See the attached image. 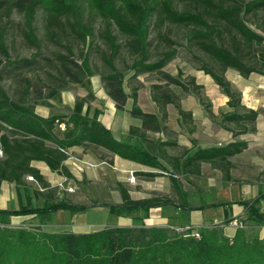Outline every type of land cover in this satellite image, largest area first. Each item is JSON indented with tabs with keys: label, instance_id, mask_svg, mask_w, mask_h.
I'll list each match as a JSON object with an SVG mask.
<instances>
[{
	"label": "trees",
	"instance_id": "trees-1",
	"mask_svg": "<svg viewBox=\"0 0 264 264\" xmlns=\"http://www.w3.org/2000/svg\"><path fill=\"white\" fill-rule=\"evenodd\" d=\"M175 1L186 3L194 9L178 10ZM264 11V0H0V16L17 12L22 17L23 39L38 53L40 40L34 25L37 14L44 17V37L64 53H56L57 81L86 88L91 77L96 75L88 49L93 47L96 38L106 45L101 59L108 69L100 75L107 96L114 102L117 110L122 111L130 100L129 115L139 120L144 132L166 131L167 119L165 106L172 104L181 122L187 125L190 134L195 131L190 113L182 110L179 98L172 93L152 94L161 116L145 113L138 105V87H132L130 94L124 89L123 74L115 67L114 61L124 48L132 56L129 70L136 77L146 73H161L166 84H173L192 94L203 106L209 119L214 115L200 95L201 86L193 78L184 85L181 71L173 77L162 69L176 57L171 48L162 52L155 61H150V29H161L166 23L189 29L186 42L191 49L202 52L211 63L218 66L215 70L208 63H200L199 71L209 76L227 97L230 109L221 115L219 125L231 133L233 141L225 145L209 148L196 147L184 150L180 156L168 155L166 149L173 142L149 141L140 133L138 143L116 141L109 130L98 121L99 111L92 117L83 112L88 100L76 99L70 115H56L43 119L34 114L30 103V83L23 89L18 100H12L0 87V182L3 180L20 185L24 176L32 177L39 189H49L39 172L30 166L32 161H40L52 172L65 178H72L63 166L72 147H100L121 159L146 167L165 171L169 167L173 176L197 174L202 164L219 170L226 181H230V159L246 149L244 141L235 140L238 136L254 132L257 112L248 110L242 104L241 94L225 78L227 69L235 70L247 79L252 73L264 77V36L254 31L246 21V16ZM103 24L102 30L95 35V23ZM113 27L117 34H114ZM228 33L231 45L223 43ZM119 37L123 42L119 41ZM159 38L168 41L159 34ZM7 30L0 26V57L7 65L31 68L35 61L34 53L30 59L10 60L7 46ZM172 44V43H171ZM79 48L76 55V48ZM254 47L261 52L252 62L247 57ZM80 59V63L72 58ZM260 65V67H258ZM153 91L160 86H153ZM60 91L51 89L48 97L59 98ZM32 104V106H31ZM64 125V130L59 129ZM134 129L131 128V131ZM155 174H145L154 177ZM122 204L105 205L113 214L143 211L170 200L152 198L132 201L125 188L118 184ZM46 193L45 204L39 208L29 200L26 206L17 211L0 210V264H264V237L248 238L245 229H236L232 238L224 235L223 225L201 229L198 238L191 232H171L167 227H106L86 234L48 233L40 227L12 226L11 218L34 215L44 222L50 214L59 211L84 212L86 206L69 204L64 200L54 201ZM34 196L43 195L36 190ZM248 207L245 202H239ZM92 207H95L92 206ZM248 216L258 224H264V216L250 206Z\"/></svg>",
	"mask_w": 264,
	"mask_h": 264
},
{
	"label": "rangeland",
	"instance_id": "rangeland-1",
	"mask_svg": "<svg viewBox=\"0 0 264 264\" xmlns=\"http://www.w3.org/2000/svg\"><path fill=\"white\" fill-rule=\"evenodd\" d=\"M250 1V0H245ZM175 7L178 10L194 9L193 6L175 1ZM246 21L249 26L257 33L264 36V11H259L255 14H249L246 16ZM37 36L40 40V49L38 53L35 49L31 48L23 39V27L22 17L13 12L9 16H0V26H3L7 30V46L9 49L10 60L30 59L35 53L37 56L31 68H21V66L7 65L6 61L0 57V87L3 91L12 99L18 100L22 96V92L27 83H30L29 95L25 97L30 103H34V100H39L42 103L39 105L49 104L48 100H91V96L85 93L83 87L68 84L67 87L62 89L60 86L62 82L55 80L57 77V67L55 63L56 53H64L61 47L47 41L44 37V17L39 12L34 22ZM95 35L102 30L103 24L100 21L95 23ZM187 28L174 26L166 23L161 29L151 27L150 29V61H155L159 58L160 54L165 50L171 48L176 50V57L170 61L163 69L162 72L167 73L173 77L177 76V72L181 71L182 77L180 81L188 86L189 79L193 78L195 84L201 86L200 95L204 99V103L209 106V109L214 115V119L211 120L205 113L202 105L199 104L197 99L190 93L183 91L180 87L173 84H166L162 79L161 73H146L140 74L136 77L133 76L128 68L132 64L133 58L127 51L122 48L119 56L115 59V67L123 74L124 77V89L127 94H130L132 87H138V105L143 112H153L160 115L157 105L152 100L153 92L172 93L179 98L180 106L182 110L191 114L195 131L190 134L187 130V125L180 121L177 110L172 104H167L165 110L167 112V119L164 123L166 131L159 132L163 135V138L170 140L175 145L168 147L167 151L172 156H180L184 150L191 149L192 144L196 147H210L220 146L233 141L231 133L222 129L219 125L221 115L230 111L227 107V97L223 94L222 90L213 82V80L205 75L202 71L198 70L200 63L194 59L197 57L200 62L208 63L213 66L215 70H218V66L215 63H211L209 59L200 51L191 49L190 45L186 42V35L188 33ZM114 34H117L116 28L113 27ZM159 34L168 39L169 42L163 40L162 37H158ZM223 43L229 47L231 45V39L228 33L223 36ZM119 41L122 38L119 37ZM264 46V42L262 43ZM106 51V45L104 42L96 38L93 47L89 50L90 63L96 72V80L99 81L100 86L102 82L100 75L108 71L101 59V52ZM79 48H76V55H78ZM261 52L260 47H254L253 51H250L248 59L252 62L262 64V61L255 60V56ZM73 61L80 63V59L76 57L72 58ZM260 67V65H258ZM225 78L233 85V88L241 94L242 104L248 110H254L257 112V117L260 116L262 123H264V77L252 73L247 79L242 78L235 70L227 69L224 72ZM160 86V90L153 91V86ZM51 89L60 91L59 98H49L48 94ZM56 103V101H53ZM130 102V100H129ZM61 103V102H60ZM57 104V103H56ZM32 106V104H31ZM33 107V106H32ZM60 111L70 115L71 109L61 106ZM63 115V114H62ZM257 122V121H256ZM251 135L255 136V133H247L238 136L235 140L247 141L251 138ZM93 149V148H92ZM98 153V152H97ZM75 159L74 157H71ZM232 163V183L224 179L223 174L209 166L208 164L202 165L199 174H189L187 176H173L168 177L173 179L176 189H173L171 181H167L165 185L159 183L157 180H145L146 184H142L143 179L131 174L134 178L130 181L131 175L127 179V183H124V187L131 191L133 194L147 196L157 195L161 198L170 197L173 201L178 202L177 196L179 194L186 195V200L194 204L201 195H212L214 190L221 191L219 198L228 199L229 194L240 195L246 188L244 180V154L241 153L230 159ZM70 168H73L69 166ZM108 174L104 177L103 183H95L94 181L86 180L85 177L76 182L74 178H67L55 184L54 189L60 194H72L81 196V201L89 206H101L103 204L113 205L119 200V192L117 190V179L115 174L110 168H107ZM172 174V172H171ZM163 176V175H162ZM122 179L120 178V181ZM35 189H39V185L31 181ZM61 184V186H60ZM144 186V187H143ZM72 187L73 193L65 191ZM80 193V194H79ZM57 192L51 194V199H55ZM79 194V195H78ZM88 196H91L89 199ZM244 197V196H243ZM50 201V200H47ZM196 203H204V199H198ZM99 221L110 222L112 219L105 213L97 214ZM246 220L237 221L232 223V227L236 228L241 225L244 228ZM12 226H27L23 224H17ZM171 232L176 228L184 227H168ZM192 229V227H191ZM248 238L260 237L259 232L256 234L253 232H247Z\"/></svg>",
	"mask_w": 264,
	"mask_h": 264
},
{
	"label": "crops",
	"instance_id": "crops-1",
	"mask_svg": "<svg viewBox=\"0 0 264 264\" xmlns=\"http://www.w3.org/2000/svg\"><path fill=\"white\" fill-rule=\"evenodd\" d=\"M96 76L89 80V85L84 89L85 93L91 96L84 104L83 112L92 117L95 111H99L98 121L111 133L112 137L121 143H138L140 140L138 136L144 133L149 141L171 142L163 138L159 132L142 131L140 129L141 123L139 120L133 119L129 115L130 102L126 107L120 111L115 107L114 102L107 96L103 85L100 86ZM88 90V91H87ZM53 101H56L53 102ZM49 104L39 105L33 104L32 110L35 115L47 119L56 115H68L60 111L61 106L73 109L75 100H48ZM61 102V103H60ZM154 114L153 112H146ZM254 132L255 136L251 135L249 140H245L246 149L242 152L244 154V180L246 188L242 191L241 196L237 194H229L228 199L219 198L221 191L214 190L212 195H201L198 199H204V203H190L186 200V195L179 194L177 200L173 201L170 197L161 198L157 195L141 196L133 194L124 187L127 183L129 174H135L143 179L142 184H146L145 180H157L159 183L165 185L167 181H171L173 189H176L173 177L169 167L161 161V164L166 167L165 171L146 167L131 161L121 159L120 157L109 153L108 151L95 146L87 147H72L68 150V158L74 157L79 163L72 167L68 159L63 162V166L71 174L74 180L79 181L83 176L86 180L94 181L95 183H103L104 177L108 174L107 168H110L117 179V186L121 184L126 189L132 201L148 200L152 198H159L170 200V203H162L159 206L150 208L146 213L143 211L124 212L122 214H113L109 208L101 206H89L81 201V196L72 194H57L54 201L64 200L69 204L86 206L88 209L84 212H70L59 211L49 215V217L41 222L34 215L16 216L11 218V225L23 224L31 227H40L42 231L48 233H73L86 234L101 230L106 227H192V232H199L201 229L210 228L213 226H220L224 221L229 222L223 225L224 235L232 238L235 234L236 228L232 227V223L246 220L244 229L246 232H255L260 237H264V224H258L252 217L248 216L250 206L264 216V123L260 116L256 118ZM131 128L134 129L131 131ZM231 135V134H230ZM232 142V141H231ZM225 145V144H224ZM217 146V145H214ZM213 147V146H210ZM93 148V149H92ZM209 148V147H200ZM167 151V149H166ZM98 152V153H97ZM167 154L170 155L167 151ZM205 165V164H202ZM200 166V169L202 167ZM30 166L36 169L42 176L44 182L49 186V189H54L55 184L63 180V176L57 172H52L45 163L40 161H32ZM210 166V165H209ZM230 169V177L232 174ZM155 174L154 177H145V174ZM200 173V170L197 174ZM163 175V176H162ZM189 175V174H188ZM187 176V175H182ZM28 176L21 179L20 185L13 182L3 180L0 182V210L3 211H17L20 206H26L31 200V204L41 208L47 198L46 193L49 189H38L43 195L34 196L33 193L37 190L33 187L31 181L27 180ZM83 177V178H84ZM120 178L122 179L120 181ZM232 183V181H228ZM144 187V186H143ZM118 190V187H117ZM119 192V190H118ZM221 192V193H220ZM120 195V192H119ZM244 196V197H243ZM90 199L91 196H88ZM239 202H245L248 207L241 205ZM122 204L121 196L119 200L113 204L119 206ZM105 213L112 220L99 221L97 214Z\"/></svg>",
	"mask_w": 264,
	"mask_h": 264
},
{
	"label": "built area",
	"instance_id": "built-area-1",
	"mask_svg": "<svg viewBox=\"0 0 264 264\" xmlns=\"http://www.w3.org/2000/svg\"><path fill=\"white\" fill-rule=\"evenodd\" d=\"M59 129L61 130V131H63L64 130V125H59ZM68 159V161L70 162V164L72 165V167L73 166H76V164L77 163H79V161H77L76 159H73V158H71V157H69V158H67ZM131 175V174H130ZM66 179L67 178H63V181L65 182L66 181ZM134 178L132 177V175H131V177H130V181H132ZM27 180L28 181H33L34 182V180H33V178L32 177H27ZM60 186H61V184H60ZM65 191H67V192H69V193H73L74 192V189L72 188V187H70V188H68V189H65ZM239 227H242L241 225H239L237 228H239ZM174 232H176V233H183V234H185V233H187V232H191V235L193 236V237H195V238H198V236H199V234H198V232H192V229H191V227H184V228H176V229H174L173 230Z\"/></svg>",
	"mask_w": 264,
	"mask_h": 264
}]
</instances>
